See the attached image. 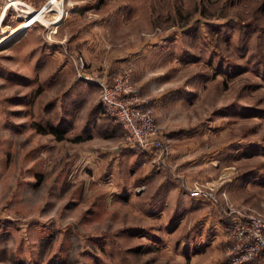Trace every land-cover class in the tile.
<instances>
[{
	"label": "rangeland",
	"instance_id": "1",
	"mask_svg": "<svg viewBox=\"0 0 264 264\" xmlns=\"http://www.w3.org/2000/svg\"><path fill=\"white\" fill-rule=\"evenodd\" d=\"M60 1L0 43V264H230L228 205L264 208L188 188L264 176V0ZM122 69L175 128L168 138L159 125V159L126 141L84 76ZM169 143L185 156L174 170ZM146 162L162 176L144 182ZM172 178L186 194L167 191ZM253 261L264 264V246Z\"/></svg>",
	"mask_w": 264,
	"mask_h": 264
},
{
	"label": "built area",
	"instance_id": "2",
	"mask_svg": "<svg viewBox=\"0 0 264 264\" xmlns=\"http://www.w3.org/2000/svg\"><path fill=\"white\" fill-rule=\"evenodd\" d=\"M50 2L53 3L54 0H47L36 7L29 0H0V43L17 30L28 27L37 20L44 22V19H47L45 15L51 9L46 10ZM41 10L44 11V18L34 19V15ZM61 15L57 14L48 21L56 23ZM11 16L22 20L9 30H5L6 20ZM27 21H30V24H27ZM68 54L80 70L85 68L86 60L82 54L73 51H69ZM84 76L96 80L100 85L101 106L120 122L125 131L126 141L132 146H140L147 154L153 153L151 157L161 158L166 151V145L155 117L154 106L134 88L130 70L122 69L110 78L93 74ZM152 159L155 161L156 158ZM188 192L192 196L216 199L214 184L194 181L189 186ZM228 207V212L234 214L230 232L233 240L227 250L228 262L230 264H254L255 254L264 246V217L247 211L244 207L232 204Z\"/></svg>",
	"mask_w": 264,
	"mask_h": 264
},
{
	"label": "crops",
	"instance_id": "3",
	"mask_svg": "<svg viewBox=\"0 0 264 264\" xmlns=\"http://www.w3.org/2000/svg\"><path fill=\"white\" fill-rule=\"evenodd\" d=\"M29 1L34 3V4H42V2H43V0H29ZM113 74L114 73L109 74V75L111 76ZM110 76H108V77L110 78ZM131 82L137 91L143 90L144 89L143 87L146 85V82H143L142 78H136L135 76L131 77ZM98 86L100 89V85H98ZM158 115H159V113H158ZM155 117H156V114H155ZM156 120H157L158 125H161V127H163V130L165 133L171 132L172 130L175 129V128H172L171 126L168 128L167 127L164 128V126H162L164 124V120L161 119L159 116L156 117ZM168 126H169V124H168ZM159 129H160V127H159ZM160 132H161V130H160ZM167 133H166V136L168 138H170L172 135L170 133H168V134ZM161 134H162V132H161ZM178 145H180V144H178ZM183 145H186V144H181V147L185 148V146H183ZM177 149H180V146L176 147L172 143H169L168 150H167L168 160L173 159L174 157H176L175 159H177V160L174 159L173 161L171 160V162L169 164V166L171 165L170 166L171 168L174 167V161L176 163V161H184L185 160V158H184L185 156L183 155L184 152L177 151ZM134 152H136V155H137L138 152L137 151H134ZM133 153H131V155ZM187 155H189V154L187 153ZM141 157H140V161L141 160L143 161V159H141ZM179 165L185 166V164L183 162H180L177 167H179ZM140 167H141V171H142L141 176L145 177L144 182H147L149 176H162V171L153 170V168H151L152 166L150 164H148L147 162L144 164L143 163L140 164ZM172 170H174V168ZM192 177H195V178L201 180L202 178L205 179V177H207V176H202L201 174H199V176H186V183L187 184L190 182V178H192ZM172 179L173 180H168L167 191L169 193H171V191H176V195H178L181 192L183 194H186V192L182 191L183 189H182L181 182L179 181V179L178 180L174 179V178H172ZM159 183H161V181H159L158 184ZM209 184L216 185V188L220 187V189L219 188L218 189L221 190V192H219V196H222L221 199L224 198V199H229L232 201H240L243 203L254 205L258 209L264 208V198H263L264 197V176H225V177L223 176L221 178L220 186H219V184L214 183V182H209ZM222 190H223V192H222ZM188 194H189V192H188ZM258 203L260 204L259 206H258ZM210 217L212 218L211 215H210ZM213 219H214L213 224L215 226V229H217V230L221 229V231H222L223 237H222L221 243L226 242L227 237L224 235H226L227 231L224 229H228L230 226V225H228L229 224L228 218L227 217L223 218L221 216H218L217 218L215 217ZM214 234L217 237L218 233H214ZM218 239H221V238H218Z\"/></svg>",
	"mask_w": 264,
	"mask_h": 264
},
{
	"label": "bare ground",
	"instance_id": "4",
	"mask_svg": "<svg viewBox=\"0 0 264 264\" xmlns=\"http://www.w3.org/2000/svg\"><path fill=\"white\" fill-rule=\"evenodd\" d=\"M49 5V6H48ZM47 5L46 7V10L48 8H56L57 10V13L63 8L62 4H61V1L60 0H54V2H50L49 4ZM42 19L44 18V11L41 10V11H38L35 15H34V19ZM27 24H30V21H27L26 22ZM24 24V23H23Z\"/></svg>",
	"mask_w": 264,
	"mask_h": 264
},
{
	"label": "trees",
	"instance_id": "5",
	"mask_svg": "<svg viewBox=\"0 0 264 264\" xmlns=\"http://www.w3.org/2000/svg\"><path fill=\"white\" fill-rule=\"evenodd\" d=\"M104 111L107 113V114H109L105 109H104ZM112 116V115H111ZM51 131H53V132H55V133H59L60 134V137H62L64 134L62 133V131L61 130H59V128L57 127V126H51ZM58 134V135H59ZM188 190H189V188H188Z\"/></svg>",
	"mask_w": 264,
	"mask_h": 264
}]
</instances>
